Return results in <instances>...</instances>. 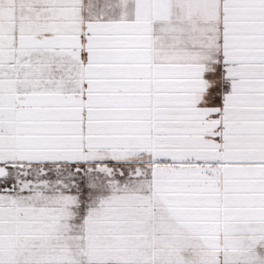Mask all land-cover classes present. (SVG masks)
Returning a JSON list of instances; mask_svg holds the SVG:
<instances>
[{
  "label": "snow or ice",
  "instance_id": "1",
  "mask_svg": "<svg viewBox=\"0 0 264 264\" xmlns=\"http://www.w3.org/2000/svg\"><path fill=\"white\" fill-rule=\"evenodd\" d=\"M0 264H264V0H0Z\"/></svg>",
  "mask_w": 264,
  "mask_h": 264
}]
</instances>
